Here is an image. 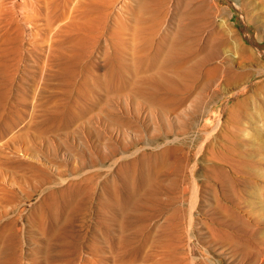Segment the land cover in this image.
<instances>
[{
    "label": "rangeland",
    "instance_id": "374dc122",
    "mask_svg": "<svg viewBox=\"0 0 264 264\" xmlns=\"http://www.w3.org/2000/svg\"><path fill=\"white\" fill-rule=\"evenodd\" d=\"M23 1L37 8L40 0L0 5V47L9 49V41L18 38L16 58L7 65L8 98L17 93L31 97L30 84L36 81L44 85L41 101L62 102L82 86L110 102L99 110L101 119L96 114L90 120L92 130H106L105 119L119 115L134 119V125H122L110 144L100 141L95 148V135L83 122L69 129V138L52 132L46 147L33 142L39 153L35 160L22 158L53 177H58L57 165L65 169L67 160L77 165L79 159V170H100L97 183L114 177L126 159L141 166L152 160L161 164L136 209L148 216L149 239L113 254L100 249L88 255L85 248L82 255L90 257V264H264V0H62L67 11L55 21L59 29L49 54L42 18H24L28 8ZM147 32H152L151 48L142 55ZM163 43L173 47L168 52L179 57L178 65L150 67L153 47ZM109 82L114 84L105 96ZM117 82H173L185 97L175 108H149L139 93H117ZM127 105L134 113H122ZM27 120L26 113L18 126L26 127ZM13 140L0 139V166L8 153L17 154ZM174 162L180 163L178 169ZM19 178L6 184L17 197V260L9 259L12 252L2 231L9 212L0 215V264H32L41 255L37 232L30 235L24 228L47 182L40 175L34 185ZM4 202L12 203L7 196ZM65 240L70 238L54 240L53 253L61 263L68 259ZM131 249L137 253L129 254Z\"/></svg>",
    "mask_w": 264,
    "mask_h": 264
},
{
    "label": "bare ground",
    "instance_id": "6f19581e",
    "mask_svg": "<svg viewBox=\"0 0 264 264\" xmlns=\"http://www.w3.org/2000/svg\"><path fill=\"white\" fill-rule=\"evenodd\" d=\"M40 1L37 2V8L34 7L35 5L33 6L26 1H23V7L28 8L26 14L23 15L26 19L36 17L42 18V26L40 27L45 30V37L49 40L47 43V45H49V54L51 51V41H53L52 36L53 34H56L55 32L59 29L56 27L58 24H55V21L61 19L65 15L67 11V3L62 0ZM3 3L4 0H0V5ZM12 6L13 3L11 7ZM3 7L5 6L3 5ZM145 35L147 36V41L141 43V49L139 50L142 52V55H144L146 49L151 48L152 32H147ZM83 37L79 38L81 39ZM9 42L11 44L9 49L8 47H0V139L13 138L18 141L17 146L12 148H15L18 155L8 153V157L6 156V160L3 162V165L0 166V215L2 214L6 216L9 212L12 213L2 222L3 235H6L5 240H9L8 247L12 252L9 259L12 263H15L17 260L15 248H17L16 246L18 245L16 227L18 220V208L15 203L17 197L6 187V184H12L14 176H17V178L25 177L27 179V183L29 182L30 185L36 184L34 182L36 181L37 175H40L47 182H45L47 185H43L44 188H42V195L40 198L38 197L39 200L35 203L34 208L32 207L33 211L29 215L27 228H24V230L30 235L32 234V231H36L38 234L36 238H39L41 241V255L39 259H36V257L32 258V264H90V257L82 255V251H84L85 248L88 249V255H93L94 253L96 254L97 251H100V249H106L113 254L119 251L121 247L123 248L124 246L136 242H146L147 239H149V234H147L149 230L148 216L145 214H138L136 209L139 206L140 199L143 197V193L146 191L149 180H151L150 177L152 178V175L158 174L161 168H159L161 164L159 165L156 160H152L151 162H148V164L147 162H144L145 164L141 166L135 159H126L117 166L116 174H114L115 176L113 175L114 177L108 176L97 183L96 177L100 173V170L98 168L87 171L79 170V167L82 164L79 159L78 163H76L77 165L68 160L66 161L67 163L64 161L66 163L65 169H62L59 165H57L55 170L58 173V177H53L38 167V165H35L33 163L34 161L31 162L22 158L28 157L35 160L37 154L39 153H36L33 150V147L36 146L35 144V146H32L33 142L41 143L42 146L44 145L46 147L49 141L47 139L48 134L52 132H57V134L59 132H64L63 135L67 137L69 135L68 133L70 128H73L74 130L77 126H81L83 122V126L87 128V131L89 130V133L91 132L90 134L93 135L94 133L95 135V148H98L100 141L110 144V137L114 139L117 133L122 131L120 128L122 125H134V121H132L134 119H129L121 115L118 116L117 120L105 119L106 123L109 124L107 125L108 127H105L106 130H104L107 136L104 131L100 129L95 128L92 130L89 125L90 120L94 118L96 114L98 116L100 109V111H102V109H106L109 100L104 97H95L87 94V92L82 90V86L76 90V94H74L70 99L67 98V100L62 102L52 101L51 103H46V99L43 102L38 97L42 92L44 85L41 87L35 81L30 84L32 92L31 97L23 98L19 93H17L15 94L16 96L13 94L14 97L9 99V74L7 65L9 67V61H13L16 58L18 38L15 36ZM6 45L7 44L4 46ZM171 48L173 47L171 46ZM171 48H167L164 43L162 46H154L153 53L150 56V67L158 63L163 66L173 64L175 66L180 60L179 57L177 58L168 52ZM30 49L32 48L30 47ZM28 53L29 51L23 54L27 56ZM26 59L27 58L25 57V61ZM44 63L46 64V61H44ZM137 63H139V61H137ZM41 78L42 77H40V80H42ZM113 84L114 82H109L104 88L105 96L110 94L111 86ZM174 85L175 84L173 82H117L116 92L128 93L131 91L139 93V96H141V98L148 103L149 108L153 106L156 108L157 105L160 109L164 110L166 107H177L185 97V94L181 91V89L175 87ZM17 89L20 90L21 87L18 86ZM99 94H102V92ZM101 98H103L105 104L102 103L103 101ZM137 100L138 98L133 100V103L135 104ZM28 107H30V111L27 112ZM125 112L126 115L127 113H134L133 110L130 111L128 109V105L122 109V113ZM26 113L28 115L26 127L21 125L18 126L19 122L23 119V116ZM98 117L101 119L100 116ZM137 118L139 119V117ZM3 140L6 145V139ZM14 140L12 142H14ZM74 143H76L75 140ZM52 146L50 147L52 148ZM166 146L169 145L167 144ZM162 147L164 148V146ZM177 147L179 148V146H176V148ZM174 150L176 149L174 148L173 151ZM58 152H60V150ZM108 152L110 155H114L115 149L110 146ZM165 152L166 150H164L161 154L164 155ZM60 155L64 158L66 154L64 155V152H61ZM165 157L166 156H164V160ZM122 159L124 160V158ZM164 160L161 163H164ZM179 164H176L177 169ZM169 166H173V164L170 165L169 162ZM15 168H22L23 171L18 173L15 171ZM82 168L83 167H81V169ZM64 170H68L72 176L66 175ZM37 183H39L38 179ZM100 184L101 186L98 187ZM6 196L12 201L11 204H7L5 202L3 203V199L6 198ZM137 222L140 223V225L136 228ZM66 237L70 238L68 243L67 240H65V246L67 248L66 255L68 256V259L66 262L61 263V261H59V257L55 258V254L53 253L55 247L54 240L56 238ZM3 244H5V242ZM93 247L97 248H94V250ZM125 249L123 251H126L129 248ZM129 251H131L129 254L137 253L134 249ZM107 256L109 257V255Z\"/></svg>",
    "mask_w": 264,
    "mask_h": 264
}]
</instances>
